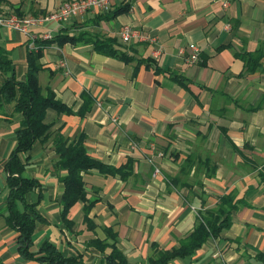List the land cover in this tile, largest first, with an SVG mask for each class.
Segmentation results:
<instances>
[{"label":"crops","instance_id":"0c3cea01","mask_svg":"<svg viewBox=\"0 0 264 264\" xmlns=\"http://www.w3.org/2000/svg\"><path fill=\"white\" fill-rule=\"evenodd\" d=\"M66 1L73 0H0V15L18 10L37 16ZM124 4L130 5L128 12L111 17ZM123 26L136 32L126 43L119 35ZM47 30L75 39L45 47L40 59V88H50L72 111L47 110L49 132L68 140L82 133L91 158L116 168L130 159L132 174L126 181L96 170L83 174L87 199L98 201L88 222L87 203H75L68 227L60 217L65 171L55 165L53 137L37 140L19 155L26 163L22 177L41 185L36 210L45 221L35 224L31 250L49 242L64 256L78 253L85 264H100L111 249L102 252L92 243L113 234L129 264H145L158 252L177 248L200 212L231 194L247 206L231 214L230 227L192 256L168 264H259L254 257L264 253V0H115L109 13H87L35 32ZM97 39L114 41L134 59H153L161 73L140 66L133 75L135 62L99 54L92 43ZM190 44L200 50L194 64L179 53ZM0 48L11 59L16 80L24 81L26 37L0 27ZM243 53L258 54L255 70L238 58ZM61 60L65 69L58 66ZM172 75L190 81L187 88ZM8 76L0 72V87ZM83 94L91 104L80 116ZM14 108L15 102L0 96V264H39L19 255L18 233L6 222L4 166L23 120ZM37 195L29 192L27 203Z\"/></svg>","mask_w":264,"mask_h":264},{"label":"trees","instance_id":"16d2710c","mask_svg":"<svg viewBox=\"0 0 264 264\" xmlns=\"http://www.w3.org/2000/svg\"><path fill=\"white\" fill-rule=\"evenodd\" d=\"M129 8V4H124L114 9L111 17L127 13ZM15 13L21 16L18 10H15ZM73 42H75V39L61 34L48 41H38L39 46L42 48L37 52L29 51L24 81L16 80L13 63L7 52L0 48V72L5 76L10 73V76L5 77L4 82L1 84L0 96L5 102H15L14 110L23 115L20 128L16 132V146L4 166L8 187L6 222L18 233L16 242L19 255L26 261L39 264L85 263L82 255L75 253L64 256L58 248L49 242L42 243L36 252L31 250L35 224L36 222L45 221L43 216L36 210L41 198V185L36 179L22 177L26 163L21 162L19 155L29 152L37 140L53 137L54 151L58 156L55 165L58 169L65 171V176L60 179L64 186L60 200V206L62 207L60 217L68 227H71L73 223L67 219V215L69 209L75 203H87L83 209V219L88 222L87 213L98 201V199L92 201L87 199L83 174L96 170L101 175L119 177L122 181L128 180V177L132 174V161L130 159L118 168L106 165L87 154L84 146L85 137L82 133L74 139L68 140L59 132L55 134L49 132V125L44 123L46 111L49 109L63 114H72V111L55 98L50 88H46L44 92L40 88L38 82V74L42 69L40 59L45 47L52 44L61 46ZM92 43L94 50L99 54L117 58L125 63L135 62L133 75H136L140 66L152 69L156 74L161 73L153 59H134V57L128 56L126 52L116 49L113 46L114 41L110 39H97ZM237 56L244 59L247 68L252 65V71L255 70L253 67H258V58H260L258 54L243 53ZM171 80L184 88H187L190 83L185 77L178 75H172ZM82 99L84 105L78 112L80 116H83L89 109L88 105L91 104L87 95L83 94ZM34 190L38 191L37 199L29 204L26 201V195ZM241 206H247L243 199H237L231 194L220 197L215 208L200 212V218H198L193 231L180 242L177 248L158 252L155 257H150L145 264H168L173 259L192 256L208 239L218 238L221 232L230 227L231 214ZM108 240L110 242L104 240L92 243L102 252L106 248L111 249V252L103 257L100 264H129L125 256L117 249L113 234ZM254 258L259 264H264V253H258Z\"/></svg>","mask_w":264,"mask_h":264},{"label":"built area","instance_id":"2783aa9c","mask_svg":"<svg viewBox=\"0 0 264 264\" xmlns=\"http://www.w3.org/2000/svg\"><path fill=\"white\" fill-rule=\"evenodd\" d=\"M115 0H73L61 3L55 10L41 14L18 16L15 14L0 15V27L15 31L26 37V46L29 51L37 52L42 47L39 46L38 41H48L53 38L50 30L43 32L40 35L36 34V30L45 28L48 25L54 24L60 26L72 18L82 17L87 13L106 14L112 9ZM136 34L129 26H123L120 30V38L122 42H129ZM181 55L185 56L188 63H197L200 59V50L194 45L190 44L187 48L179 51ZM65 61L61 60L58 63L59 68L65 69ZM100 106V104H98ZM154 148L153 146L151 147ZM157 156H162V153L157 152ZM159 173V169L155 168L154 176Z\"/></svg>","mask_w":264,"mask_h":264}]
</instances>
